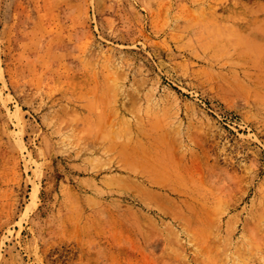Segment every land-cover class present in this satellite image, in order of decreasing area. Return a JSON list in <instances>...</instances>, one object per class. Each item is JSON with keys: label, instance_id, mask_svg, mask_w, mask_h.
<instances>
[{"label": "rangeland", "instance_id": "rangeland-1", "mask_svg": "<svg viewBox=\"0 0 264 264\" xmlns=\"http://www.w3.org/2000/svg\"><path fill=\"white\" fill-rule=\"evenodd\" d=\"M0 264H264V0H0Z\"/></svg>", "mask_w": 264, "mask_h": 264}]
</instances>
